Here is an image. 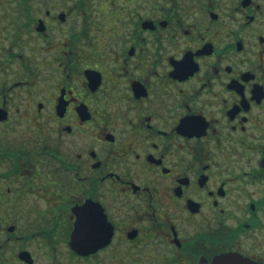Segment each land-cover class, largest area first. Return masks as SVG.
Instances as JSON below:
<instances>
[{
  "label": "flooded vegetation",
  "instance_id": "1",
  "mask_svg": "<svg viewBox=\"0 0 264 264\" xmlns=\"http://www.w3.org/2000/svg\"><path fill=\"white\" fill-rule=\"evenodd\" d=\"M0 264H264V0H0Z\"/></svg>",
  "mask_w": 264,
  "mask_h": 264
},
{
  "label": "snow or ice",
  "instance_id": "2",
  "mask_svg": "<svg viewBox=\"0 0 264 264\" xmlns=\"http://www.w3.org/2000/svg\"><path fill=\"white\" fill-rule=\"evenodd\" d=\"M79 228L84 232L102 233L104 229L103 217L98 215L93 209L85 206L81 210Z\"/></svg>",
  "mask_w": 264,
  "mask_h": 264
}]
</instances>
